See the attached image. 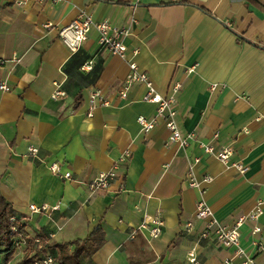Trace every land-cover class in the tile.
<instances>
[{
  "label": "crops",
  "instance_id": "1",
  "mask_svg": "<svg viewBox=\"0 0 264 264\" xmlns=\"http://www.w3.org/2000/svg\"><path fill=\"white\" fill-rule=\"evenodd\" d=\"M82 11L93 22L127 30L119 36L124 57L101 45L93 26L75 51L59 39L58 30ZM46 22L53 25L45 28ZM0 59V83L7 86L0 89V193L31 239L84 238L101 224L105 243L86 264H129L134 231L155 258L144 264H192V247L196 264H225L232 257L233 248L212 236L199 238L202 221L183 231L200 195L186 177L189 162L199 158L193 175L213 178L203 197L225 224L264 201V0H0ZM129 62L163 96L173 83L181 84L175 121L182 136H191L186 146L168 142L162 123L141 131L137 116H152L156 106L142 99L141 83L120 97ZM56 85L64 95L54 100ZM93 88L106 104L87 116ZM199 141L216 148L232 144L231 160L246 169L238 172L205 154ZM29 147L38 149L35 157L27 155ZM126 148L131 155L119 163L118 176L106 190L90 193L86 183L110 169ZM52 162L71 179L53 174L47 167ZM30 204L57 208L37 213ZM152 219L162 223L157 237L149 234L156 226ZM255 225L261 230L253 235ZM255 241L264 244V204L258 220L240 227V245L264 264V248L257 250ZM25 249L21 244L8 264Z\"/></svg>",
  "mask_w": 264,
  "mask_h": 264
},
{
  "label": "built area",
  "instance_id": "2",
  "mask_svg": "<svg viewBox=\"0 0 264 264\" xmlns=\"http://www.w3.org/2000/svg\"><path fill=\"white\" fill-rule=\"evenodd\" d=\"M2 2H8L15 5L25 4L29 1L36 3H55L61 0H1ZM71 23L66 26L61 27L58 30L59 39L71 50L75 51L79 48L83 41L88 37V33L91 30L92 26L95 28L98 34V42L105 46V48L113 53L117 54L120 57L125 56V45L120 40L119 36L122 34H127V30L123 28H117L112 26L108 21L93 22L91 15L82 11ZM53 24L51 22H46L43 24V27L49 28ZM5 63V60L0 59V67ZM129 72L125 78L124 84L119 92L120 97L125 98L128 89L135 83H141L145 86V93H143L142 99L144 101L155 104V113L150 117H145L143 115L137 116L136 120L140 125L141 131L148 133L152 130L157 124L162 123L168 130V142L177 143L181 147L188 144V139L191 136H182L180 133L177 123L175 121L176 115V94L181 87V84L175 82L170 87L169 94L161 95L155 88L153 82L150 80L148 75L145 72L138 70L134 62H129L128 64ZM87 68H90L88 66ZM191 71V69L189 70ZM7 86L4 82L0 83V89H6ZM64 95V91L60 89L58 85L55 86L50 97L51 99L56 100L58 97ZM101 91L97 88H93L89 92V105L87 116H91L93 110L97 104L102 103L106 104V100L101 96ZM218 137L217 133H213L211 138L216 140ZM199 145L202 148L205 154L214 156L221 161L226 166L235 167L238 172H243L246 167L243 166L239 161H232L231 157L233 155V146L232 144H225L219 148L214 147L215 145L212 141L203 142L199 141ZM38 152L36 147L28 148V156L35 157ZM131 155L129 148L124 149L117 162L112 165L108 170L101 171L95 176L92 180L86 183L87 190L90 193L100 192L106 190L110 183L118 176L117 169L119 163H125ZM199 161V158H194L189 162V172L186 177L187 185L190 187L196 188L200 195L195 203V212L194 219L187 221L183 226L184 232H191L194 229L195 221L200 220L203 222V225L199 231V238L205 239L212 236L219 245L223 247L233 248V255L231 258H240L241 264H258L255 261V258L252 257L241 245H240V227L246 221L255 222L259 219L263 213V204L264 201L258 200L254 207L245 214H242L241 217H238L233 223L225 224L219 221L217 218L213 217L214 214L210 206L206 203L203 194L205 192V184H208L212 181V177L209 175L204 176L201 179H196L193 175L192 168L193 165ZM48 169L55 175L71 179V173L69 171L61 172L60 165L57 162H52L48 164ZM57 206L49 207L47 204H42L36 206L35 204H30L29 209L32 212H50L53 209H56ZM156 226L150 230L151 237H157L162 224L160 221L152 219ZM261 229L258 225H255L252 228L251 233L256 235ZM136 234V231L129 234V238L133 239ZM38 241V239H36ZM257 250H262L264 244L259 241L254 242ZM231 258L225 259V264H228ZM187 260L196 264V253L195 248L192 247L187 251ZM34 264H54V258L51 254L47 253L43 255L40 259L34 261Z\"/></svg>",
  "mask_w": 264,
  "mask_h": 264
},
{
  "label": "trees",
  "instance_id": "3",
  "mask_svg": "<svg viewBox=\"0 0 264 264\" xmlns=\"http://www.w3.org/2000/svg\"><path fill=\"white\" fill-rule=\"evenodd\" d=\"M25 228V222L0 193V264H8L21 244L26 246L25 252L23 257L14 264H34V261L43 257L48 249L57 250L56 254L47 252L53 256L54 264H86L105 243V231L101 224L96 225L84 238H75L65 242H46L39 236L31 239ZM145 247H147L146 240L141 234L136 233L129 243V264H144L155 259Z\"/></svg>",
  "mask_w": 264,
  "mask_h": 264
},
{
  "label": "rangeland",
  "instance_id": "4",
  "mask_svg": "<svg viewBox=\"0 0 264 264\" xmlns=\"http://www.w3.org/2000/svg\"><path fill=\"white\" fill-rule=\"evenodd\" d=\"M13 262V261H12Z\"/></svg>",
  "mask_w": 264,
  "mask_h": 264
}]
</instances>
